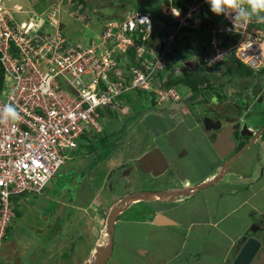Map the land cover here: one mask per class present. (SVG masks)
I'll list each match as a JSON object with an SVG mask.
<instances>
[{
  "label": "rangeland",
  "instance_id": "374dc122",
  "mask_svg": "<svg viewBox=\"0 0 264 264\" xmlns=\"http://www.w3.org/2000/svg\"><path fill=\"white\" fill-rule=\"evenodd\" d=\"M85 1L88 2V5H83L80 0H0V9L5 11L7 18L19 27L22 24H31L34 30L40 27H49V29H52V27L55 28L53 23L57 21L58 29L64 32L72 42H75V40L83 41L85 38L87 39L91 36L98 35L100 27L107 20V18L121 17L128 9L150 8L154 10V8L149 6L148 3H150V1L148 2V0ZM184 2L185 1L183 0L182 3ZM90 4L91 6H89ZM152 4L156 9H158L168 3H165V1L163 2L162 0H153ZM87 20L90 22H87ZM157 23L160 26H163L160 19ZM255 27L260 32H264V23H255ZM185 33V31H180L178 33L176 41L182 40V42H177L175 48L173 49V54H175L174 58L177 60L175 65L176 72L182 71V69L178 67L180 63H183L188 58H194L199 51L201 52L199 33L197 31H187V35H185ZM203 39L204 37L202 36L201 40ZM262 39L263 37L261 36V39H259L260 43H262ZM187 40H189L190 45H188ZM262 47L264 48V45H262ZM262 47L261 45H258L247 51L248 53L254 54V57H251L252 59L262 62L261 66H259L260 68L264 67V56L262 53L258 52ZM203 59H205V57H203ZM224 62L225 60L221 64ZM261 84L264 85V81L261 80ZM256 89L259 91L262 87L259 85ZM175 90V94L177 93L179 97H184L189 93L188 88L185 86L179 85L175 88ZM173 92L174 90L171 89V95L168 98L167 96L160 97V95L157 97L159 104L161 105L156 106H159V109L163 107L166 110L165 112H161L159 109L152 112V108H148L144 114L140 116V118L128 121L127 118L135 114L133 111L134 106L138 104L137 106L139 108H146L148 107L149 100L147 93H138L134 90L122 91L120 95L115 98V101L127 103L130 99H132L134 106H131L130 103L128 107L124 108L123 106V108H120L117 112L110 113L114 114V117L106 116L104 119L101 118L103 124L105 125L107 134L112 132V129L115 130H113L115 133L118 131L120 132L118 129H122L121 133H118L116 137L119 138L118 141H120V144L113 150L110 157H106L102 161L95 164L90 163L92 160H99L101 158L100 154H103L104 152L102 151V148L107 145V142L106 145H100V143L95 144L93 148L94 151L92 153L88 152V147L85 146L83 142L80 146L66 151L67 157L65 159V163L58 169L56 174L49 180L40 193L23 192L12 195V205H16L19 215L14 217L11 221L8 236H6L3 240V244L0 249V262L1 260H4L7 261L6 264H78L81 260L82 264L83 257H80V255L83 254L81 248L82 246L78 245L76 237L72 238L71 234L66 235V227L69 226V229H73V227L79 225V233H84V240H86L89 236V242L91 241L90 247L92 248V251H95L96 244H101L105 241L104 237L106 235L104 234L106 233V219L108 213L110 212L109 208L112 201L115 200L112 204L113 207L117 205L119 208L123 205L126 206L127 204V206L120 212L121 215H118V220H125V225H122L120 222H116L114 225L113 235L115 237V241L118 242L121 237L122 239L126 238L127 233H124L125 231H137V228L141 227L139 224L140 222H135V220L142 218L143 215H141L140 212L145 210L147 207L144 202L145 200H143L144 198L156 200L158 197L156 193L164 192L165 188L168 186H174L179 183L182 178H187L189 176L190 178L195 177L198 174L197 167L203 166L206 163H214L218 157L216 158L213 152L210 151L208 153L206 151V147L209 148L207 143H212V141H210V135L207 134V130L202 128L199 129V126L194 124L192 116H187L185 123V127L189 130L180 127L169 133L166 132L167 129L172 126V122L175 125L178 121L175 117L176 114L173 112L176 113L180 108H182V110H187L186 106H181L182 103L170 100L173 98ZM260 96V101L262 100V103H264V92ZM249 100V107L252 106L253 109L251 113L256 114L257 112H264V106L259 105V103H254L253 105L254 100ZM181 113L185 112L182 111ZM147 115L149 117L147 118L146 123L143 120ZM171 115L173 117H171ZM221 115L223 116V114ZM168 116L172 122H169L167 119ZM243 117L244 122H246V119L248 120L250 118L248 114L243 115ZM263 117L264 113L262 114L261 119H263ZM256 120H258V118ZM260 122L261 121L258 120L255 124L260 126ZM126 123H128L126 129L131 131L130 133H128L126 129L122 128L124 124L126 125ZM144 124H147V126ZM263 129L264 126L263 128H255L253 131L255 134H258L259 132L261 134V132L264 131ZM152 131L156 132L154 136H158L157 141L161 148L164 146L169 147L170 149L172 145L171 143H176V147L184 145L181 153L185 150L187 154H185V156L183 155V157H179V155H176L175 152L170 154L169 164L167 167L168 170L162 178L161 176L160 178H154V175L149 177V174L145 172L140 175L141 173L137 172V168L132 161L128 164L130 171L127 174H123L124 170H122L121 167L122 163H128L126 161L127 158H133L139 152L142 153L146 150V148L150 147V143L154 142ZM206 134L208 136H205ZM237 135L239 136L232 139V136L230 135L227 136L225 134H219L220 139L232 141L234 145L239 141L241 136L246 134L242 132V130H239ZM247 135L250 137L247 142V136L246 139H241L246 142V145L250 144L251 140H254L253 137H255L254 135ZM217 136L218 133L214 138L216 139ZM98 138L99 137L93 136L92 140L97 141ZM110 140L113 139L110 138ZM164 140L169 141L170 144L164 143ZM260 140L264 141V134L263 139L258 138V142H255L252 145L254 148L258 146V157L261 162L264 163V144L261 145L262 142ZM160 141L163 142V145H161L162 142ZM193 142L195 144L189 146V143ZM210 147L211 149H214L212 144H210ZM162 150L166 152V150ZM158 153H161V151L158 150ZM141 155L144 156L143 154ZM249 156V153L245 155L246 158H249ZM206 158H210L211 160H206ZM171 161H173V164ZM194 162H196V165ZM86 165L87 167L84 168ZM258 165L260 169L261 165L259 162ZM263 167L264 164H262V168ZM253 177V182L255 181V183L260 179L259 173L256 169ZM126 178L129 179L127 180ZM107 182L109 184H111V182L114 183L113 190L109 188V184L107 185ZM183 187H186L189 191L194 189L192 185L189 184ZM260 190L261 191H258L257 193L264 196V189L260 188ZM128 192H131L132 194ZM209 192L211 194L210 198L216 194L215 190H213V192ZM99 194L100 198H98ZM92 195L97 196L95 201L88 202ZM132 195H139L141 198L125 202L123 201L122 204L121 200L124 197L132 198ZM203 196L206 195H200L199 198L195 199L193 204H187V209H183L182 207V210H179L181 211L180 214L187 210V213L180 215L182 220H184L183 222H189L191 217L194 218V216H197L199 211L197 206L199 207L202 203ZM186 197H188V195H180V198ZM232 199L233 198H231L228 202L224 201L221 203L220 201L219 204L208 207V211L212 212V216L209 217V212L206 214V218L210 221L218 218V216L226 212V208L231 207L232 204L239 202V200H242L243 198L241 196H236L234 200ZM102 200H104L103 203ZM197 200H200L201 202L199 201L200 203H198ZM209 200L214 202L212 199ZM105 201H107V203H105ZM131 203L133 204L131 205ZM261 203L264 205V202H261L259 198H254L252 205L257 206L260 212H252L253 215L257 217L256 223H254L255 225L253 226V231L256 233V236L264 239V226L259 228L261 224H264V214L260 207ZM80 206L81 208H79ZM212 207H215V209ZM195 209L198 211H195ZM251 210V206H243L241 209L229 216V218L224 220V223L230 224L232 222L235 223L240 221V223L244 224L245 219H243L244 217L242 216L249 213ZM137 213L139 215L136 216ZM249 216L251 215L249 214ZM240 218L243 220L242 222ZM200 228L199 237L197 236L196 231H190L186 234L184 229L176 228L178 233L183 231L182 236L186 234V238L183 242V248L180 247L181 244L179 241L171 237L166 236L163 239L155 240L151 238V234L153 231L155 232L157 230L147 232L145 229L147 232H145V235L148 237H142V235L137 237L136 235L131 239L127 238L129 240L128 248L130 249L129 252L122 254V256L125 255V259H123L121 255H116L115 257L119 259L118 264H185L187 261L186 250L191 249V247H195L196 250L191 249L194 251L191 253V256L193 258H197L201 252L199 246H202L203 244L208 247L211 246L209 239L213 240L214 236L210 232H212L214 228L208 224H206V226H201ZM62 230L64 231L62 232ZM71 232H74V229ZM166 233L169 234L168 231ZM205 233L207 235H205ZM61 237L64 239L60 240L59 238ZM169 240L171 241V244H168ZM214 245L218 247L219 251L217 252V249L214 247L213 256L217 257L216 252L220 256V254L223 253L222 249L224 248V244L217 243ZM138 246L145 248L142 255L134 252ZM72 247H74L75 251L70 250ZM63 249L68 252H64ZM173 251L179 252L177 257L172 258L171 261L167 262V254L170 252L173 254ZM152 252L153 256H150ZM202 254L203 257L196 264H221L220 260L217 259V261H214L216 258L206 259L203 252ZM258 258L259 259L256 261V264H264V246L261 249V253ZM109 261L107 258L103 264H117L115 263L113 257H111V261Z\"/></svg>",
  "mask_w": 264,
  "mask_h": 264
},
{
  "label": "built area",
  "instance_id": "2783aa9c",
  "mask_svg": "<svg viewBox=\"0 0 264 264\" xmlns=\"http://www.w3.org/2000/svg\"><path fill=\"white\" fill-rule=\"evenodd\" d=\"M242 7L247 9L246 4ZM176 15L177 25L154 43L149 42L150 15L130 10L107 21L102 44L91 41L82 46L67 41L57 21L53 23L57 30L40 33L31 24L17 26L0 9V117L6 120L0 122V249L15 217L11 196L42 190L65 163L66 151L76 147L77 138L100 131L99 107L119 109L115 98L124 90L171 95L173 88H156L160 80L154 75L168 61L178 30L207 32L209 64L232 52L254 68L262 64L247 51L259 41L253 24L264 22V12L233 21L232 15L212 13L205 0H190ZM225 35L236 40L225 46ZM260 53L264 56L263 50ZM172 97L179 98L175 90ZM6 105L16 109L18 118L7 120Z\"/></svg>",
  "mask_w": 264,
  "mask_h": 264
},
{
  "label": "crops",
  "instance_id": "0c3cea01",
  "mask_svg": "<svg viewBox=\"0 0 264 264\" xmlns=\"http://www.w3.org/2000/svg\"><path fill=\"white\" fill-rule=\"evenodd\" d=\"M148 1H150V3H149L150 7L156 9L154 7V5L152 4L153 0H148ZM162 1L163 2L165 1V3L167 2L168 4L170 3V4L174 5L177 3L181 4L183 0H162ZM184 1L187 2L188 0H184ZM163 7H164V5L158 9H162ZM158 9H156V10H158ZM188 32H190V31H188ZM202 34H203L202 32H199V41H200L199 44H200V46L204 43V39H203V41L201 40V38L203 36ZM185 35H187V32L185 33ZM178 42H182V40H179ZM187 42H188V45H190L189 40H187ZM259 91H261V92H258V97H259V98H257L258 101H260V97H261L260 95L264 92V85L262 86V89H260ZM255 102H256V100L254 101V103ZM254 103H253V105H254ZM259 104H262V100L259 102ZM262 106H263V104H262ZM232 107L233 106H231L229 108H232ZM250 107L248 106V108L246 110H243L242 114L246 113L247 111H249V112L252 111L253 110L252 106H250ZM229 108L226 109L227 112H231V114H234L233 111H235V110L232 108V110H233L232 111ZM243 118H244L243 116L240 117L241 122H244ZM255 120L256 119H254L253 117H250L248 120L246 119V123H244V125L249 127V131H251L250 134L255 136V137H253L254 140L252 139L253 141L251 140L250 144L247 147H245L244 149L235 150L231 154H229L223 158V157H220L218 155V153L215 151V149H211L210 144L213 145L214 138H213V136H210V141H212V143H210V142L207 143L209 148L206 147V151L208 153L211 151L216 156V158L218 157L214 163H210V164L206 163L203 166L197 167L198 174L195 177L190 178V176H189L187 178H182V180L179 183H177V184L174 183L175 184L174 186H171V187L168 186L167 188H165V191L162 192L160 194V196L157 197L156 200L144 199L145 200L144 202L146 203L147 207L145 210L140 212L141 215H143L142 218L135 220V222H137V221L140 222L139 224L141 225V227L137 228V231H135V230H132V231L130 230L131 232L125 231L124 233H127L126 238L122 239V237H121L118 240V242L115 241V237L113 235V246H112V251L110 253V256L108 257V261L109 260L111 261V257H113L115 263L118 264L119 259L115 256L116 255L122 256V254L129 252V249H130V248H128L129 240L127 238L131 239L132 237H134L136 235H137V237H139L141 235H142V237H144V236L148 237L145 235L146 230H147V232H149L151 230H157L155 232L153 231L151 234V238H153L155 240L163 239L166 236L171 237V238L179 241V243L181 244L180 247L183 248V242H184V239L186 238L187 233H189L190 231H192V232L196 231V234L199 237V235H200L199 231L201 230L200 227L206 226V224H208L209 226H212L214 228V230H212V232H210L214 236L213 240L209 239L211 246L208 247L207 245H204V244L202 246H199L201 252L197 256V258H193L191 256L192 255L191 253L194 252L191 249L196 250L195 247L194 248L191 247V249L186 250L185 252L187 253V261L185 264H191V263L196 264V263H198L199 260L203 257L202 252L206 256L205 257L206 259L216 258V260H214V261H217V259H218L221 261V264H256V261L259 259L258 258L259 254L261 253V249L263 248L264 245H263V242L261 241L262 238L256 236V233L253 231V226L255 225L254 223H256L257 217H255V215H253L252 212L256 211L259 213L260 210H258L257 206L252 205L253 200L251 203V199H249V198H252V199L259 198V200L261 202H264V196L257 193L258 191H261L260 188L264 189V167L262 168V164H264V163L261 162V160L258 157L259 156L258 146L256 148H254V146L252 145L253 143L258 142V138L263 139V134H260V133L255 134L253 131V129L259 128L255 124L258 120H256V122H255ZM241 122H240V126H241ZM263 126H264V122L262 124V127ZM234 131L235 130H233L232 128L230 129L231 134H233ZM249 131H247V132H249ZM261 142H262L261 145L264 144V141H261ZM193 144H195V143L194 142L189 143V146H191ZM250 146H251V148H250ZM180 147H184V145L180 146ZM184 152H185V154H187L185 150H184ZM248 153L250 154V156H249V158H246L247 156L245 157V155H247ZM179 157H182V156H179ZM206 160H211V159L206 158ZM258 162L261 165L260 169H259ZM194 163L196 165V162H194ZM167 167L165 168L166 171L168 170ZM255 169L259 173V177H260V179L256 183H255V181L253 182V180H254L253 176L255 174ZM163 171H161L162 174L165 173ZM188 184L192 185V187L194 188L192 191H189V189H187L186 187H183V186H186ZM109 188L113 190L114 183H113V185H112V183L109 184ZM213 190H215L216 194L214 196H212V198H210L211 194L209 191L213 192ZM187 192H188V194H187ZM225 192H227L228 195H223ZM181 194L188 195V197L180 198ZM200 195H206V196H203L202 203L199 205V207L197 206L199 211L195 209V211H198L197 216H194V218L191 217V219H189V222H183L184 220H182L180 215L187 213V210L182 212V214H180L181 211H179V210H182V207H183V209L184 208L187 209L188 208L187 204H189V205L193 204L195 199L199 198ZM236 196H241L243 199L239 200V202H237V203L232 204L231 207L226 208V212H224L223 214L218 216V218L211 220V221L208 218H206V214H208L209 212H210L209 217L212 216V212L208 211V207L214 206L216 204V201L219 198L222 199L221 201H224L227 198L225 200V202H228L231 198H233L232 200H234ZM96 197H97L96 195H92L90 197V199L88 200V202L89 201L90 202L95 201ZM169 197H171V198H169ZM98 198H100V194L98 195ZM209 199H212L214 202H211V200H209ZM113 201H115V200H113ZM113 201H112V204H113ZM199 201H198V203L201 202V201L200 202ZM103 202H104V200H102V203ZM112 204H111L110 208L113 207ZM132 204L133 203H131V205ZM73 205L75 206L74 203H73ZM130 206H129V208H130ZM243 206H245V207L251 206V209H252L249 213H246L245 215L242 216V217H244L243 219H245L244 224L240 223V221L235 222V223L232 222L230 224L224 223V220L229 218V216L234 214L236 211L241 209ZM260 207H261L263 214H264V205L262 203H261ZM79 208H81V206ZM212 208L215 209V207H212ZM126 212H127V210H126ZM205 212H207V213H205ZM158 214L161 215V220H159L157 218ZM249 214L251 216H249ZM120 215H121V213L119 214V216ZM137 215H139V214L137 213L136 216ZM118 219L119 218H117V220H115L114 225L116 224V222H119V221H121L122 225H125V220H118ZM242 221L243 220L241 219V222ZM206 222H208V223H206ZM69 228H70L69 226L65 228L66 235L71 234L72 238L76 237L78 245L82 246L81 248H82L83 254L80 255V257L81 258L83 257L82 258L83 263L90 260L92 258L94 251H92V248L90 247L91 241L89 242V239H88L89 236L87 235L88 238H86V240H84V237H85L83 235L84 233L83 232H81V234L79 233V230H80L79 225H77L76 227H73L74 232H71L73 229H69ZM176 228L184 229L186 234H184L182 236L183 231H180L178 233ZM9 229H10V227H9ZM9 229H8V233H9ZM113 230H114V226H113ZM63 231L64 230H62V232ZM167 231L169 232V234L166 233ZM206 233H205V235H207ZM59 239L61 240L64 238L61 237ZM217 243L224 244V246H223L224 248L222 249L223 253L220 254V256L217 253L219 251L218 247H216V245H214ZM247 243L249 245L248 246L249 254L247 255V257L243 261H241L239 263L235 262L236 261L235 259H236L237 255L239 254L240 250ZM168 244H171L170 240H169ZM214 247L217 249V252H216L217 257L213 256ZM68 250H69V248H68ZM70 250L75 251L74 247L70 248ZM63 251L68 252L67 250H64V249H63ZM144 251H145V248H142L139 246L134 250V252L136 254H141V255L143 254L142 252H144ZM178 253H179L178 251H173V254L171 252L168 253L167 254V262L171 261L172 258H176ZM150 256H153V252L151 253ZM218 257H220L221 259ZM122 258L125 259V255L122 256ZM193 259H195V260H193ZM6 262L7 261L1 260V264H6ZM78 264H81V260L78 262Z\"/></svg>",
  "mask_w": 264,
  "mask_h": 264
},
{
  "label": "trees",
  "instance_id": "16d2710c",
  "mask_svg": "<svg viewBox=\"0 0 264 264\" xmlns=\"http://www.w3.org/2000/svg\"><path fill=\"white\" fill-rule=\"evenodd\" d=\"M83 5H88V2L85 0H80ZM149 2V1H148ZM144 4V3H143ZM149 4V3H148ZM175 5H179L178 3ZM91 6V4L89 5ZM150 6V5H149ZM135 11H140V12H144V13H149L152 17L153 20V26L151 27V35L152 36H164V32H166V30L161 31L158 29V23L157 21H159V19L161 20L162 15L160 12H158V10L156 9H134ZM109 19H113V18H109ZM108 20V18H107ZM163 30V29H162ZM44 31H46V28H41L39 29L40 33H43ZM63 35L65 36V34L63 33ZM176 45V44H175ZM175 45L173 46V49L175 48ZM206 45L207 42L204 41V43L201 45L200 50L194 58H188L186 61H184L183 63H180L178 65V67H180L182 69V71L180 72H176L175 70V65L177 63V60L174 58L175 54H173V49L172 52L169 54V59L166 62L165 66L163 67V69L159 70L157 73L156 78H159V85H156V83H154L153 85H156V88H159L161 90H165L168 91L170 88L175 89L177 86H185L188 88L189 93L188 95L184 96V97H180V99L176 102L182 103L181 106H186L187 109H189V111L191 112V116L194 118V120H196L198 123H202L203 127L205 129H210V124L207 122H204L203 120H201L202 116H206L208 114L214 113L216 114V118H217V112L211 108V106L209 105L210 102L212 101H217L220 104H223V108L227 107L229 108L230 104H233L234 110L233 111L235 114H242L243 110H246L249 106V99L255 100V98L258 95V91L256 89L257 86L260 85V87H262L263 85L261 84V80L264 81V67L263 68H259L257 70L252 69L250 66H248L247 64L243 63L242 61H240L239 59H237L234 56H231L229 59H227L223 64H218L212 67H207L205 64V59H203L204 55L206 54ZM203 47V48H202ZM133 53H128V56L132 57ZM0 70L2 71V68L0 67ZM0 71V74L2 75V72ZM2 76L0 77V83H2ZM102 85V83H101ZM104 87V86H103ZM136 92L138 93H147L148 96V106L150 107H146V108H139L136 104V106H134V103L132 102V99H130L129 102L124 103V102H120L122 104H127L129 105L131 103V106H134V113L131 117H129V120H133V119H138L140 118V116L142 114H144V112L148 109V108H153V105L156 104L157 102V98H156V94L154 91H144V90H137ZM264 106V103H263ZM122 108V106H121ZM100 113L99 117L100 120L101 118H105L107 117H114L113 114H110L111 112H113V110L111 108L108 107H99L97 109ZM264 111V110H263ZM162 112V111H161ZM252 111H247L246 115L248 114V116L253 117L254 119L260 120V126L263 124V119L262 118V114L264 112H257L255 113H251ZM233 115V114H232ZM171 117H173L171 115ZM167 119L170 121V117L168 116ZM206 120V118H205ZM202 121V122H201ZM233 120H228V122H224L223 124H230L232 123ZM263 121V122H262ZM234 132L232 135V139L237 137V133L239 132V124L237 123V119H235L234 121ZM102 130L100 132H91L90 136H88L87 134L83 133L79 136V138H77V146H80V144H82L84 142L85 146L88 147V152L92 153L94 151V146L95 144H99L100 145H107L103 146L102 151L103 154H100L101 158L99 160H92L90 163H98L100 161H102L103 159H105L106 157H110V154L113 152V150L118 147V145L120 144V141H118L119 138H116L118 133H121L122 129H118L120 130V132L118 131L117 133H115L114 129H112V132H110L109 134H107V131L105 130V125L103 124L102 120ZM208 123V124H207ZM147 126V124H145ZM171 127H173V122L171 123ZM258 127H260L257 124ZM169 127V128H171ZM228 126L224 125V128H227ZM123 128V127H122ZM152 129V128H151ZM114 130V131H113ZM153 135L156 134L155 131H152ZM264 132V131H263ZM263 132H261V134H264ZM105 134V135H103ZM115 134V135H114ZM113 135V136H112ZM99 137L97 139V141H93L92 137ZM113 139V140H110ZM245 138L246 139V135H243L240 137L239 141L235 143V145H233L232 150L229 152V154H231L233 151L235 150H240L244 145V141H242L241 139ZM248 138V137H247ZM110 140V141H109ZM247 140V139H246ZM76 146V147H77ZM88 163V164H90ZM87 164V165H88ZM87 165L84 167L86 168ZM56 174V173H55ZM110 183V181H109ZM107 182V185L109 184ZM113 185V182H111ZM45 187V186H44ZM43 187V188H44ZM42 188V190H43ZM41 190V191H42ZM40 191V192H41ZM39 192V193H40ZM223 195H228L227 192H225ZM227 199V198H226ZM225 199V200H226ZM251 199V203L252 200L254 201V199ZM222 199L219 198L216 201V204H219V202ZM224 200V201H225ZM224 201H221L224 202ZM107 203V201H105ZM14 210H15V217L17 215H19V211L16 208V205L14 204L13 206ZM219 210V208H218ZM262 220V218H261ZM121 223V221H119ZM263 222H264V217H263ZM122 224V223H121ZM10 225L7 227L6 230V234L4 236V239L6 238V235L8 236V229H9ZM58 236V235H56ZM261 241L264 243V239H261Z\"/></svg>",
  "mask_w": 264,
  "mask_h": 264
},
{
  "label": "clouds",
  "instance_id": "9594fccd",
  "mask_svg": "<svg viewBox=\"0 0 264 264\" xmlns=\"http://www.w3.org/2000/svg\"><path fill=\"white\" fill-rule=\"evenodd\" d=\"M190 2V0H188L187 2H184V3H178L179 5L177 6V5H172V4H167V5H164V9L162 8V9H158V12H160L161 13V15H162V18H161V22L163 23V26H160L159 24H158V29L159 30H161V31H164V30H166V32H164V35H166L167 34V32L169 31V29L171 28V27H175L176 25H177V15H176V12H178V10H181V9H186V6L188 5V3ZM205 2L206 3H208V4H210V8H211V11H212V13H214V14H217V15H221V14H224V15H232V19H233V21H235V20H238V19H240L242 16H244V15H251L252 14V16L254 17V18H256V17H260L262 14H263V12H264V0H205ZM243 4H246L247 5V9H245V8H243L242 7V5ZM135 8H131V9H128L127 11H130V10H134ZM229 10H232V12H230ZM126 11V12H127ZM135 11V10H134ZM125 12V13H126ZM138 12H140V11H138ZM142 13H144V12H142ZM148 15H150L149 13H147ZM124 15V14H123ZM123 15L121 16V17H117V18H113V19H120V18H122L123 17ZM194 16H197V15H193V17ZM150 17H151V15H150ZM199 17V16H198ZM200 18L203 20L204 19V15L201 13L200 14ZM151 19H152V17H151ZM261 19H264V18H261ZM108 20H111V19H108ZM108 20H106L104 23H103V25L100 27V32H99V34L98 35H94V36H91V37H89V38H85L83 41H81V40H75V42H72L71 40H70V38H68L66 35L64 36L63 35V33L64 32H62L61 31V33H62V35L65 37V39L67 40V41H70L71 43H73V44H81L82 46H86V45H89L90 43H91V41H95L96 42V44H98V43H100V44H102V31H103V29L105 28V24L107 23V21ZM87 22H90L89 20H87ZM264 23V22H263ZM152 26H153V20H152ZM253 27H255V24H253ZM53 28V27H52ZM39 29H41V27L39 28ZM47 30H51V29H49V27L48 28H46ZM163 29V30H162ZM255 29L256 30H258L256 27H255ZM180 31H185V32H187V31H197L198 33L199 32H202L203 34V37H204V41H206L207 42V45H206V47H207V49H206V54L204 55V57H205V64H206V66L207 67H212V66H215V65H218V64H221L224 60L226 61L227 59H229L231 56H234V57H236L237 59H239L240 61H242L243 63H245V64H247L248 66H250L252 69H254V70H257V69H259L260 67L258 66V67H256V68H254V67H252L249 63H247L246 61H244L242 58H240V57H238L234 52H232V53H230V54H228V55H226L221 61H219V62H217V63H214V64H209L208 63V52H209V42H208V34H207V32L206 31H204L203 29H200V30H198V29H193V28H190V27H187V28H183V29H180V30H178L177 32H176V37H177V35H178V33L180 32ZM258 32H259V39H261V36L263 37V39H262V43H260L259 41H258V43H256L254 46H253V48L255 47V46H258V45H261V47H262V45H264V32H260L259 30H258ZM65 34V33H64ZM164 37V36H163ZM163 37H161V36H152V35H150V38H149V42L150 43H154V42H156V40L157 39H163ZM236 40V38L233 36V35H225V36H223V44L225 45V46H229V45H231L234 41ZM77 41V42H76ZM179 40H177L176 41V38H175V43H174V45L178 42ZM203 41V40H202ZM173 49V48H172ZM251 50V49H250ZM264 51V48L262 47V48H260L259 49V51L258 52H260V51ZM172 52V51H171ZM128 53H132V50H130V51H128ZM173 53V52H172ZM116 57H118V55H116ZM169 59V58H168ZM261 66V65H260ZM163 69V68H162ZM158 73V72H157ZM157 73L154 75V79L156 78V76H157ZM154 83H156L154 80H153V84ZM137 90H143V89H134V91L136 92ZM175 90V89H174ZM145 91V90H144ZM150 91H154V90H150ZM176 91V90H175ZM155 92V91H154ZM155 94H156V92H155ZM158 97V95L156 94V98ZM178 97H179V95H178ZM135 98V97H134ZM168 98V97H167ZM257 98H259L258 97V95H257V97L255 98V100L256 101H258L257 100ZM180 99V97L179 98H177V99H170V100H172V101H174V102H176V101H178ZM157 101H158V98L156 99ZM254 100V101H255ZM157 103H159V102H157ZM254 103V102H253ZM255 103H259V102H255ZM263 104V103H262ZM262 104H259V105H262ZM210 106H211V108L212 109H214V110H216L217 108H220L221 110H223V104H220V103H218L217 101H212V102H210V104H209ZM121 106H122V108H123V106H124V108L125 107H128V105L127 104H122L121 103ZM231 106H233V104H230V106L229 107H231ZM121 108V107H120ZM119 108V109H120ZM228 108V107H227ZM119 109H115V110H113V112L115 113V112H117V110H119ZM152 111V110H151ZM182 111H184V110H182ZM113 112H111V113H113ZM186 112H187V110H186ZM222 113H224V112H222ZM99 115H100V113H99ZM114 115V114H113ZM5 116H6V118H7V120L8 119H16V118H18V113H17V111H16V109L12 106V105H6L5 106ZM115 116V115H114ZM0 122H6V120H5V118L4 117H0ZM221 122H222V124L220 125V126H223V128H220V127H218L217 128V132H216V134L218 133V132H220V131H226V132H228L229 134H230V136H231V133H230V129L232 128L233 130H234V128L232 127V124L230 123V124H223L225 121L224 120H221ZM99 123H100V126H101V129H100V131L102 130V123H101V120H100V117H99ZM239 124V126H240V123H238ZM224 125H226V126H228L227 128H224ZM241 126L242 127H240V129L239 130H242V132L244 131V133L247 135L248 133H251V131H249V127L248 126H246V125H243V124H241ZM258 127V126H257ZM245 128V129H244ZM259 128H263L262 127V125L259 127ZM207 130V134H209L208 132H210V130H211V128L210 129H206ZM264 130V129H263ZM100 131H96V130H91L89 133H88V136H90L91 134V132H100ZM247 131H249V132H247ZM260 133V132H259ZM258 133V134H259ZM205 135V136H208V135ZM210 135V134H209ZM251 135V134H250ZM211 136V135H210ZM213 136V138L215 137V135L213 134L212 135ZM214 140H215V138H214ZM77 146V145H76ZM215 149V148H214ZM216 151V150H215ZM217 152V151H216ZM218 153V152H217ZM218 155H219V153H218ZM229 155V154H228ZM220 156V155H219ZM227 156V155H226ZM225 156V157H226ZM221 157V156H220ZM224 158V157H223ZM20 194V193H19ZM132 194V193H131ZM131 194H129V195H131ZM126 196H128V195H126ZM12 197V196H11ZM13 206V205H12ZM14 209V208H13ZM111 210V208H109V211ZM15 211V210H14ZM120 214V213H119ZM117 218H118V216L116 217V220H117ZM264 226V224H261V226L259 227V228H262ZM106 234V233H105ZM104 234V235H105Z\"/></svg>",
  "mask_w": 264,
  "mask_h": 264
},
{
  "label": "flooded vegetation",
  "instance_id": "af4514ba",
  "mask_svg": "<svg viewBox=\"0 0 264 264\" xmlns=\"http://www.w3.org/2000/svg\"><path fill=\"white\" fill-rule=\"evenodd\" d=\"M157 102H159V101H157ZM157 102H156V104L153 105L152 112H154L155 110H158L159 109V106H156V105H161V104H159ZM148 107H150V106H148ZM234 107L235 106H233L232 108L234 109ZM232 108H229V109L232 110ZM159 110L162 111V112H165L166 111L163 107L161 109H159ZM215 111L217 112V117H219V118H217V120H219V122H221V120H224L226 122H228V120H233L232 123H231L232 124V127H234L233 125L235 123L234 122L235 119H237V123H240L241 122L240 121V117L243 116V115H246V113H244V114H235L234 112L233 113L235 115L234 114L232 115L231 112H227L226 108H223V110H221L220 108H217ZM181 112H182V108H180L179 111H177L176 113L173 112L174 114H176L175 117H176V120H178V121H177V123L175 125H173V128H168L167 129V131H166L167 133L171 132L172 130H176V129L180 128V127L184 128V129L186 128L185 127L186 119H187V116H191L190 115L191 112L189 111V109H187V112H186V110H184L185 113H181ZM222 112H224V113H222ZM221 114H223V116ZM148 117H149L148 115L145 116V119L143 121L147 123V118ZM201 118H202L201 120H203L204 122H207L208 121V123L210 124L211 121H214L215 120L216 114L211 113V114L206 115L205 117L202 116ZM205 118H206V120H205ZM127 120L128 121H131L128 118H127ZM243 123H246V122H241V124H243ZM127 124L128 123H126V125L125 124L123 125V128L124 129H126ZM194 124H196L197 126H199V129H201V128L202 129H205L203 127L202 123H198L196 120H194ZM240 127L241 126H239V129H240ZM210 128H211V130L208 133L211 136L213 134L216 135V132L218 131L217 128H214V127L212 128V126ZM220 128H223V126H220ZM186 129H188V128H186ZM126 130H127L128 133L131 132L128 129H126ZM238 136L239 135H237V137ZM246 136L248 137V135H246ZM157 137L158 136H154L153 135L154 142L153 143H150V147L146 148L145 151H143L142 153L139 152L133 158H127L126 161L128 163H125V162L122 163L121 167H122V170H124L123 171L124 173L122 172L123 174H127L130 171V168H129L128 164H129V162L132 161V162H134V164H135V166L137 168V172H140L141 173L140 175H142L145 172V173H148L149 174V177H152L154 175V178H160V176L162 178V177H164V175L166 173L165 168L169 164L170 154H173L175 152L176 155H179V156H182V157H183V155H185V152L184 151L181 153V151L183 150V147H180V146L176 147L175 146L176 143H171L172 145H171L170 149H169V147H164V146H163V148H161L160 145H159V143H158V141H157ZM249 138L250 137L247 138L246 142L249 140ZM160 142H162V141H160ZM246 142L243 144V145H245V147H247L249 145V144L246 145ZM164 143L170 144L169 141H165V140H164ZM161 145H163V142H162ZM162 149L166 150V152H164ZM158 150H160L162 154L161 153H158ZM141 154H143L144 156H142ZM171 162L173 164V161H171ZM161 171H163L165 173L162 174ZM126 179L128 180L129 178H126ZM128 193H131V192H128Z\"/></svg>",
  "mask_w": 264,
  "mask_h": 264
},
{
  "label": "water",
  "instance_id": "95a60500",
  "mask_svg": "<svg viewBox=\"0 0 264 264\" xmlns=\"http://www.w3.org/2000/svg\"><path fill=\"white\" fill-rule=\"evenodd\" d=\"M221 124H222V122H219V120L216 119V121L215 120L211 121L209 126L210 127L212 126V128L213 127L218 128V127H220ZM219 134H225L227 136H229L230 134L226 131L218 132V136L214 140V144H213V147L219 153V155L221 157H225L232 150L234 143L232 141H229V140L220 139ZM248 134L250 135V133H248ZM244 148H245V145L241 149H244ZM160 194H161V192L156 193L157 196H160ZM140 198L141 197L139 195H136V196H133L132 198H130V197L125 198L124 197L121 201L123 204V201L125 202V201H129V200L140 199ZM144 199H148V198H144ZM126 206H127V204H126ZM126 206L123 205V206L118 208L117 205H115L114 207L111 208L110 212L107 215V219H106V234H105L106 236L104 237L105 241H104V243L96 244L95 251L93 253L92 258L90 260L84 262L83 264H103L104 261L107 260V258L110 256V253L112 251V243H113L114 222L116 220V217L119 215V213ZM157 218L159 220H161V215L158 214ZM107 239H108V241H107ZM248 246H249L248 243L245 244V246H243V248L240 250L239 254L236 257L235 262L239 263L247 257V255L249 254Z\"/></svg>",
  "mask_w": 264,
  "mask_h": 264
}]
</instances>
